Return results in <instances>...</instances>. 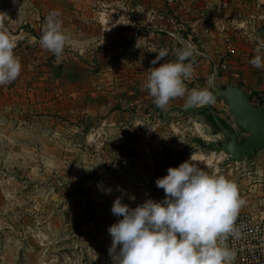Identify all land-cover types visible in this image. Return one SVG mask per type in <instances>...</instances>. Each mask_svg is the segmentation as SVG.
<instances>
[{
  "label": "rangeland",
  "instance_id": "374dc122",
  "mask_svg": "<svg viewBox=\"0 0 264 264\" xmlns=\"http://www.w3.org/2000/svg\"><path fill=\"white\" fill-rule=\"evenodd\" d=\"M124 4L137 3L0 0V30L15 38L22 63L17 80L0 86V264H112L108 228L118 219L111 212L117 189L131 207L160 201L165 193L155 180L191 155L203 170L238 185L246 200L239 214H260L264 178L256 175L252 155L236 157L245 130L230 104L249 98L262 108L261 94L242 82L224 85L223 116L211 122L200 112L160 109L138 99L136 89L129 97L111 90L121 82L105 75L107 59L99 54L128 28L130 15L108 11ZM53 11L70 37L59 57L40 44ZM248 11L250 19L264 17L262 6ZM106 19L117 21L110 26Z\"/></svg>",
  "mask_w": 264,
  "mask_h": 264
},
{
  "label": "clouds",
  "instance_id": "9594fccd",
  "mask_svg": "<svg viewBox=\"0 0 264 264\" xmlns=\"http://www.w3.org/2000/svg\"><path fill=\"white\" fill-rule=\"evenodd\" d=\"M53 11L45 19L40 44L59 57L70 39ZM15 38L0 30V86H6L21 75L22 63L15 54ZM176 60L153 67L143 85L155 105L165 109L171 100L185 97L184 107L197 108L215 103L212 92L215 76L203 88L187 89L185 80L194 71V44L183 42L175 50ZM168 56V49L158 52L153 64ZM187 61V62H186ZM249 63L264 68V43L256 48ZM155 184L165 196L152 198L135 207L123 203V189L113 202L111 212L118 219L108 228L112 243L108 249L112 264H233L236 252L226 243L229 235L238 236L236 220L246 200L238 185L216 172L203 170L190 156L178 167H169L167 175ZM111 194V187L103 188ZM135 200V196H129Z\"/></svg>",
  "mask_w": 264,
  "mask_h": 264
},
{
  "label": "crops",
  "instance_id": "0c3cea01",
  "mask_svg": "<svg viewBox=\"0 0 264 264\" xmlns=\"http://www.w3.org/2000/svg\"><path fill=\"white\" fill-rule=\"evenodd\" d=\"M134 1L136 5L108 7V11L120 10L122 19L125 15H130L128 28L119 37L120 42L105 49V54H99L107 59L102 67L105 75L112 76V82H121L120 85L115 84V87L109 85L112 86L111 90L120 89L125 95L136 89L138 99H150L151 104H155L154 98L143 86L147 77L153 67H159L164 60L175 61V50L183 47V42H187L194 44L199 52L194 57V71L185 80L187 89L205 87L209 77L214 75L211 90L216 101L211 105L186 109V96L178 97L171 100L165 110L200 112L204 119L217 122V117L223 116L224 101L221 93L224 85L242 82L250 93L264 94V68H256L249 63L256 54V48L264 43V17H247L248 9L264 7V0ZM118 4L120 6L122 2ZM106 21L111 26L117 20ZM108 31L110 33L112 30ZM163 48L168 49V56L153 64L152 61ZM75 51L73 50V55L76 54ZM101 62L102 60L99 64ZM222 64L226 70L219 68ZM119 72L121 75L114 79V73ZM33 88L28 89L25 85L26 91ZM16 89L18 86L12 88ZM245 132L242 135L247 141L250 135ZM251 158L256 175L263 179L264 149L256 150Z\"/></svg>",
  "mask_w": 264,
  "mask_h": 264
},
{
  "label": "built area",
  "instance_id": "2783aa9c",
  "mask_svg": "<svg viewBox=\"0 0 264 264\" xmlns=\"http://www.w3.org/2000/svg\"><path fill=\"white\" fill-rule=\"evenodd\" d=\"M219 68L225 69V65ZM260 98L264 99L261 94ZM260 214H239L236 226L239 235H229L227 244L236 252L239 264H264V196L260 200Z\"/></svg>",
  "mask_w": 264,
  "mask_h": 264
},
{
  "label": "water",
  "instance_id": "95a60500",
  "mask_svg": "<svg viewBox=\"0 0 264 264\" xmlns=\"http://www.w3.org/2000/svg\"><path fill=\"white\" fill-rule=\"evenodd\" d=\"M230 112L236 124L250 135L244 147L238 145L236 148H246V157L260 148L264 149V109L252 105L249 98L238 97L231 102Z\"/></svg>",
  "mask_w": 264,
  "mask_h": 264
},
{
  "label": "bare ground",
  "instance_id": "6f19581e",
  "mask_svg": "<svg viewBox=\"0 0 264 264\" xmlns=\"http://www.w3.org/2000/svg\"><path fill=\"white\" fill-rule=\"evenodd\" d=\"M231 149L228 150L229 153L233 152L231 151ZM235 153V152H234ZM248 153L247 149L246 148H242L241 150H238L236 148V157H241V158H244L245 154Z\"/></svg>",
  "mask_w": 264,
  "mask_h": 264
}]
</instances>
